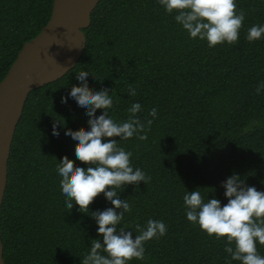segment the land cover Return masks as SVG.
I'll return each mask as SVG.
<instances>
[{
  "label": "trees",
  "instance_id": "obj_1",
  "mask_svg": "<svg viewBox=\"0 0 264 264\" xmlns=\"http://www.w3.org/2000/svg\"><path fill=\"white\" fill-rule=\"evenodd\" d=\"M53 2L0 0V82L24 44L48 23ZM235 3L245 14L238 41L209 48L205 40L189 38L156 0L99 1L84 30L81 58L62 78L29 94L16 128L0 212L6 264H80L98 236L89 213L75 204L65 208L56 174L63 156L85 166L64 131L87 129V117L73 99L60 100L82 70L89 71L90 89L111 92L114 120L126 119L134 101L141 104L136 115L142 121L157 109L145 140L118 141L132 153L133 167L150 177L118 192L131 206L120 223L136 232L133 237L139 234L135 226L148 218L167 228L145 242L143 260L128 264H240L228 259L223 239L186 220L182 200L197 188L226 203L220 182L233 172L264 191V89L255 91L264 82V37L246 40L248 28L264 24V0ZM129 86L136 96H127ZM53 122L58 136L52 135ZM111 206L100 193L88 207ZM257 251L264 256V245L257 244Z\"/></svg>",
  "mask_w": 264,
  "mask_h": 264
},
{
  "label": "clouds",
  "instance_id": "obj_2",
  "mask_svg": "<svg viewBox=\"0 0 264 264\" xmlns=\"http://www.w3.org/2000/svg\"><path fill=\"white\" fill-rule=\"evenodd\" d=\"M165 13L173 14L174 21L186 31L189 38L205 40L212 48L217 44H232L238 41L239 29L245 18L237 10L235 0H156ZM264 37V24L252 25L247 30L246 40L252 42ZM89 71L76 73L77 84L72 85L67 96H61V103L71 98L84 116L87 129L72 131L65 128L64 135L77 145L74 149L76 160L85 166H74L63 156L56 165L60 194L64 197L65 208L73 204L78 211L89 213L95 220L97 238L90 240L88 251L81 257L80 264H128L133 258L143 260L145 242L163 236L166 224L162 220L148 218L135 229L139 234L125 231L120 223L130 211L127 199H121L118 192L125 185L137 186L140 181L150 179L139 167L130 162L132 153L126 151L118 141L136 137L145 140L147 127L157 116L156 107L148 111L142 121L136 114L141 111L139 101L131 103L128 116L116 121L111 115L113 97L107 88L90 89L87 83ZM264 89L260 82L255 91ZM127 96H136V89L129 86ZM97 109L102 111L96 115ZM61 127L64 122H61ZM56 122L52 123V135L58 136ZM118 137V139H116ZM111 138V139H110ZM226 203L215 196H203L199 190L183 193V211L187 221L197 225L203 232L215 239L225 241L224 251L229 260L240 264H264V256L257 251V244L264 245V191L248 185L245 178L233 172L220 182ZM108 186V187H106ZM211 191L214 189L211 188ZM102 193L111 207L103 210H89L94 197ZM136 233V232H135Z\"/></svg>",
  "mask_w": 264,
  "mask_h": 264
},
{
  "label": "water",
  "instance_id": "obj_3",
  "mask_svg": "<svg viewBox=\"0 0 264 264\" xmlns=\"http://www.w3.org/2000/svg\"><path fill=\"white\" fill-rule=\"evenodd\" d=\"M100 0H54L48 23L27 41L0 82V212L8 183V162L29 94L62 78L81 58L85 29ZM0 264H6L0 229Z\"/></svg>",
  "mask_w": 264,
  "mask_h": 264
}]
</instances>
